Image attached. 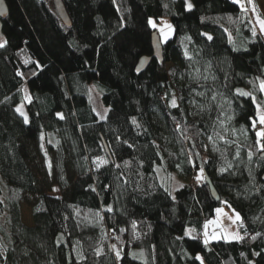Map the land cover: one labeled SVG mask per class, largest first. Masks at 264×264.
<instances>
[{"label": "trees", "instance_id": "16d2710c", "mask_svg": "<svg viewBox=\"0 0 264 264\" xmlns=\"http://www.w3.org/2000/svg\"><path fill=\"white\" fill-rule=\"evenodd\" d=\"M5 1L0 264H264V126H251L256 104L264 109V38L249 9L235 0H190L191 10L186 0H63L67 26L53 0ZM162 17L174 27L164 42L149 24ZM157 165L199 182L181 181L173 194ZM222 205L239 214L243 239L206 245L203 224Z\"/></svg>", "mask_w": 264, "mask_h": 264}, {"label": "rangeland", "instance_id": "374dc122", "mask_svg": "<svg viewBox=\"0 0 264 264\" xmlns=\"http://www.w3.org/2000/svg\"><path fill=\"white\" fill-rule=\"evenodd\" d=\"M186 1H187V4L191 3V5H192V2L190 0H186ZM235 1H237V0H235ZM238 3L240 5H243V7L249 8V11L251 13L252 19L254 21V24H255L258 32L264 38V32H261L260 25H259V22H258V20L264 19V0H238ZM151 20L156 23V25H157L156 29L158 30L160 39L163 42L166 41V40H165L163 34L160 32V29L161 28H165V30L167 31V29L165 27L167 24L172 25L171 33H170V35L168 36L167 39H169L170 37L173 36L174 27H173V24H172V21H171L170 18L162 17L159 20H157L155 18H151ZM23 90H24L23 92H24V95H25V99L29 100V89H28V86H27L26 83L23 86ZM263 94H264V92H263ZM91 102L93 103L95 111L97 112V114L99 113V115H98L99 118L101 119L102 116L106 118L109 108L103 102L102 96H101V92L98 90L96 84H94V83L92 84V89H91ZM16 108L17 109L18 108L21 109V111L24 113V115H23L24 118L25 117L28 118L25 100H22L21 102H19L16 105ZM261 109L264 110L262 108V106H261ZM257 127H260V125L258 124ZM38 146H39V150L41 152V157H42V159L44 161V165L48 166L50 161H49L48 155L45 156V153L47 154L48 151L46 149V143H45V140H44V136L40 140ZM156 169H157L159 177H160V179H161V181L163 182L164 185H166V186H168L170 188H171V184L173 185V188H172V193L173 194H175V190L177 188H179V184L181 183V181H184L186 183H193V184L196 185L199 182V179H200V178L197 179L198 177H196V176H177V174L171 175V172H167L163 165H157ZM59 192H60V190H59L58 186L52 185L50 193L51 194H59ZM22 219L27 225H32L33 224L32 210H31V206H30L29 202H24L23 205H22ZM191 231L192 230L190 228L187 229L186 234L190 235V233H192ZM235 231L237 232V234H239L241 236V233L239 231L238 225L236 227L230 226L229 228H227L226 229V232H227L226 236L230 237V236L235 235ZM228 240H233V239H228ZM113 245L114 244H112L113 252H114L117 260H119L120 253H119V256H117V252H119V251H118V249L116 247L114 248ZM200 258H201V260H203L202 256H200Z\"/></svg>", "mask_w": 264, "mask_h": 264}, {"label": "snow or ice", "instance_id": "6c2138e0", "mask_svg": "<svg viewBox=\"0 0 264 264\" xmlns=\"http://www.w3.org/2000/svg\"><path fill=\"white\" fill-rule=\"evenodd\" d=\"M237 2H238V0H237ZM241 6L243 7V5H241ZM187 8H188V10H191V8H192L191 3H188V4H187ZM2 14H3V13L0 12V15H2ZM258 22H259V25H260V30H261V32H264V19H262V20H258ZM149 24H151V26H152L153 28H156V27H157L156 23H155L154 21H152V20H149ZM165 27H166L167 31L165 30V28H161V29H160V32L163 34L165 40H167L168 36H169L170 33H171L172 25L167 24ZM255 31H256V30H255V28H254V29H253V35H255ZM208 39H211V37L209 36ZM2 46H3V45L0 44V47H2ZM260 91L264 92V81L261 82ZM237 92L239 93L240 96H250V95H251L250 93H248V92H244L243 90H239V89L237 90ZM252 99H253V101H255V97H254V96L252 97ZM171 104H172L173 107H176V106H177L175 98H173V99L171 100ZM17 111L20 112L21 115H24V113L21 111V109L18 108ZM98 115H99V113H98ZM255 117H257L258 119H256V118L251 119V126H252V127H257L258 124H259L260 126H264V110L261 109V105H260L259 103H257L256 106H255ZM61 118H63L62 115H61ZM104 118H105V117H103V116L101 117V119H104ZM25 122H27V117H25ZM133 123H135V121H133ZM256 135H257V136H260V137H262V138H264V127H262L261 130L257 131ZM261 149H264V144H261ZM106 163H107V161H100V162L97 164V167H100L101 164H106ZM200 171H201V173H202V172H203V169L201 168ZM222 171H223V170H222ZM199 178H200V177H198L197 179H199ZM181 187H182V185H181ZM110 210H111V209H109V211H110ZM218 211H219V210H218ZM236 219H237V220L240 219V216H239L238 213L236 214ZM205 228H207V225H205ZM204 237H205L204 242H205V244L207 245V243H208V233H207L206 231H205V233H204ZM211 238H212V239H217V238H219V237H217V236H213V237H211ZM225 238H228V239H235V240H238V241L243 239V237L240 236L239 234H236V235H233V236H230V237H225ZM113 247L115 248V245H113ZM117 256H119V252H117ZM197 258H198V259H201L200 257H197Z\"/></svg>", "mask_w": 264, "mask_h": 264}, {"label": "water", "instance_id": "95a60500", "mask_svg": "<svg viewBox=\"0 0 264 264\" xmlns=\"http://www.w3.org/2000/svg\"><path fill=\"white\" fill-rule=\"evenodd\" d=\"M53 4H54V8H55L56 13L59 15V17L62 19V21L67 26H71V19L69 17V14L67 12V9L65 7L63 0H53ZM0 12L3 13L2 15H0V41H2L4 39L3 20L6 19L8 16V5H7L5 0H0ZM154 46H155V54H157V53L160 54V52H161V41L158 37H155V39H154ZM148 62H149V59H147V58L141 59L140 63L138 64L137 71L138 72L143 71L146 68V66L148 65ZM105 147H106V151L109 153L108 147L107 146H105ZM261 156L264 157V152L261 154ZM262 179L264 180V173H263ZM206 182L210 187L211 194H212L213 198L217 202H220L221 201V195L219 194V192L215 188L210 177H208L207 175H206Z\"/></svg>", "mask_w": 264, "mask_h": 264}, {"label": "crops", "instance_id": "0c3cea01", "mask_svg": "<svg viewBox=\"0 0 264 264\" xmlns=\"http://www.w3.org/2000/svg\"><path fill=\"white\" fill-rule=\"evenodd\" d=\"M249 9V8H248ZM219 210V211H218ZM237 212L228 207L227 205H222L217 208L215 215L209 219L206 220L202 227V237L203 240H205L204 233L205 231L208 233V243L220 240V239H227L226 236V229L230 226L236 227L238 224V220L236 219ZM205 225H207V228H205ZM192 230V229H191ZM191 236L195 235L194 230L191 231ZM237 232L235 231V235ZM217 236L219 238L212 239L211 237Z\"/></svg>", "mask_w": 264, "mask_h": 264}]
</instances>
